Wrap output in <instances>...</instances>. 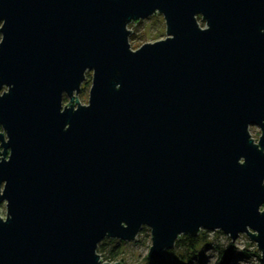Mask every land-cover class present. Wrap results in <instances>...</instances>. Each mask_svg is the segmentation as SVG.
I'll return each instance as SVG.
<instances>
[{
	"label": "water",
	"instance_id": "water-1",
	"mask_svg": "<svg viewBox=\"0 0 264 264\" xmlns=\"http://www.w3.org/2000/svg\"><path fill=\"white\" fill-rule=\"evenodd\" d=\"M0 127V264H121L100 241L144 226L153 260L206 229L264 264V0H0Z\"/></svg>",
	"mask_w": 264,
	"mask_h": 264
},
{
	"label": "rangeland",
	"instance_id": "rangeland-1",
	"mask_svg": "<svg viewBox=\"0 0 264 264\" xmlns=\"http://www.w3.org/2000/svg\"><path fill=\"white\" fill-rule=\"evenodd\" d=\"M127 27L129 30H131L129 34L130 36H138L134 39H130L129 36V42L133 49H136L143 43L154 42L158 39H163L166 37L165 22L163 20L162 14L159 12H156V14L141 20V23L130 22L128 23ZM86 79L88 80L89 76H86ZM90 86L91 82L90 84H85L83 93L80 92L76 97L78 102H80L82 105L88 103V90ZM250 128L252 137L257 140L259 132L258 128L254 126ZM0 130H2L1 127ZM0 215L3 217L5 216L4 201L0 202ZM203 231H206V243L210 242L211 244L209 243V245H207L206 243H200L197 248V252L191 250L190 253L185 256V258L181 259L178 256L174 258L171 257V250L177 251L178 249L181 252V250L178 247L175 248V246L172 249L163 251V256H161L160 259H157L156 262H154L155 260L152 258H148L147 251L152 241L150 239V230L146 226L143 227V230H140L134 240H122L124 244L122 243V245H119L115 253L119 254L117 258L120 260L119 262L121 264H221L222 260L221 256L218 257L219 249H217V246L221 247L222 250H227L226 246L228 244L229 238H227V235H225L223 232L218 233V230H200V232ZM231 244L233 248L237 249V252L232 254L230 261L228 260V264H260L259 256L261 252L258 248H256L255 241H252L245 233L239 234L236 240L231 241ZM194 253H196L195 256L193 255ZM97 254L100 255V259L103 260V262H114V260H105V254L103 255V253Z\"/></svg>",
	"mask_w": 264,
	"mask_h": 264
},
{
	"label": "trees",
	"instance_id": "trees-1",
	"mask_svg": "<svg viewBox=\"0 0 264 264\" xmlns=\"http://www.w3.org/2000/svg\"><path fill=\"white\" fill-rule=\"evenodd\" d=\"M197 20L199 21V23L202 26H204V21H202L199 17L197 18ZM134 23H141V20L135 21ZM135 37H138V36L131 35L130 39H134ZM86 76H89V79L88 80L86 79V81L83 83V86L81 88V93H83V90L85 88V84L87 85V84H90V82H91L90 73H86ZM63 103L64 104L68 103V98L64 97ZM258 131H259V129H258ZM259 132H258V136H259ZM203 233H204V235H203ZM205 233H206V231H203V232L199 231L198 235H196L197 237L196 236L193 237V236L188 235V234L187 235H181V237L179 239H177L176 244H175V248L178 247L181 250V252L178 249H177V251L171 250V252H170L171 257L174 258V257L178 256L181 259V258H185V256H187L191 250H193L194 252H197L198 251L197 248H198L199 244L200 243L204 244L207 242V239H205ZM218 233H222V232L219 230ZM122 243L124 244L123 241L121 242V241H118V240H115L112 238L111 239L105 238V239L100 241V244L98 245V247L96 249V252L101 253V254L103 253V255L105 254L104 255L105 260H109V261H112V260L115 261L116 260L117 261L118 260L117 257L119 254H116L115 252H116V249L119 247V245H122ZM209 243H206V244L209 245ZM217 249H219L218 257L221 256V260H222L221 264H228V260L230 261L232 254H235L237 252V249L232 247V244L229 241V239H228V244L226 246L227 250H224V249L222 250L221 247H218V246H217ZM174 252H177V253H174ZM195 254L196 253H194L193 255L195 256ZM118 261H120V260H118ZM154 262H156V260ZM260 264H262V263L260 262Z\"/></svg>",
	"mask_w": 264,
	"mask_h": 264
}]
</instances>
